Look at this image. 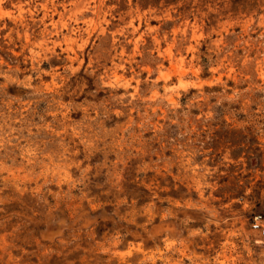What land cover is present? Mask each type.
I'll use <instances>...</instances> for the list:
<instances>
[{
	"label": "rangeland",
	"instance_id": "374dc122",
	"mask_svg": "<svg viewBox=\"0 0 264 264\" xmlns=\"http://www.w3.org/2000/svg\"><path fill=\"white\" fill-rule=\"evenodd\" d=\"M264 0H0V264H264Z\"/></svg>",
	"mask_w": 264,
	"mask_h": 264
},
{
	"label": "built area",
	"instance_id": "2783aa9c",
	"mask_svg": "<svg viewBox=\"0 0 264 264\" xmlns=\"http://www.w3.org/2000/svg\"><path fill=\"white\" fill-rule=\"evenodd\" d=\"M251 230L255 231L258 236L264 237V225L262 224L260 216H254L250 223Z\"/></svg>",
	"mask_w": 264,
	"mask_h": 264
}]
</instances>
